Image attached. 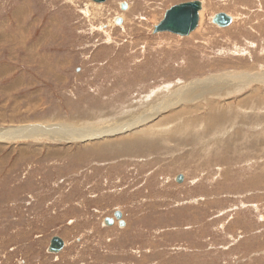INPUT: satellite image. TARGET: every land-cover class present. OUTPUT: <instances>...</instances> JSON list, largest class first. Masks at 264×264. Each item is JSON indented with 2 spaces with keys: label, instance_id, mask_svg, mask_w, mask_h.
<instances>
[{
  "label": "rangeland",
  "instance_id": "rangeland-1",
  "mask_svg": "<svg viewBox=\"0 0 264 264\" xmlns=\"http://www.w3.org/2000/svg\"><path fill=\"white\" fill-rule=\"evenodd\" d=\"M185 1L0 0V129L121 123L165 100L184 125L105 147L0 133V264H264V83L213 95L264 72V0H200L188 36L152 31ZM115 210L124 226H105Z\"/></svg>",
  "mask_w": 264,
  "mask_h": 264
},
{
  "label": "bare ground",
  "instance_id": "bare-ground-1",
  "mask_svg": "<svg viewBox=\"0 0 264 264\" xmlns=\"http://www.w3.org/2000/svg\"><path fill=\"white\" fill-rule=\"evenodd\" d=\"M93 1V0H92ZM189 1H193V0H189ZM200 1V0H199ZM105 2V1H104ZM185 2H187V1H185ZM201 2V1H200ZM95 3H98V2H95ZM100 3H103V2H100ZM180 3H182V2H180ZM178 4V3H177ZM121 5V4H120ZM175 5V4H174ZM173 6V5H172ZM171 7V6H170ZM169 7V8H170ZM168 9V8H167ZM166 9V10H167ZM120 10H123V9H121V7H120ZM125 10V9H124ZM165 10V11H166ZM203 11H204V7H203V3L201 2V7H200V9H199V11H198V16H199V19H200V21H199V19H198V24H199V22H201V20H202V18H201V14H203ZM218 13V12H217ZM164 14H165V12H164ZM164 14H163V16H164ZM216 14V13H215ZM215 14H213L212 16H211V22L213 23V21H212V19H213V16L215 15ZM229 15V14H228ZM229 16H231V15H229ZM117 17H119V16H116L115 18H114V22H115V20H116V18ZM231 18H232V22H233V17L231 16ZM232 22L229 24V25H227V26H230L231 24H232ZM116 23V22H115ZM158 23V22H157ZM156 23V24H157ZM213 24H215V23H213ZM215 25H217V24H215ZM154 26V25H153ZM198 26V25H197ZM197 26H196V28H197ZM203 26V25H202ZM218 26V25H217ZM218 27H221V26H218ZM226 27V26H225ZM195 28V29H196ZM195 29H193L190 33H192ZM159 33H161V32H159ZM189 33V34H190ZM189 34H187V35H184V36H188ZM176 35H178V34H176ZM178 36H181V35H178ZM254 72V71H253ZM258 72H260V71H258ZM221 79V78H220ZM224 79H229L230 81H228V82H226L227 83V87L225 88V89H223V87H222V89L220 90V87L221 86H215V87H213V88H215L216 90H217V92H218V94H213L214 92H216V90H212V91H210V95L211 94H213L215 97L216 96H218V97H224V98H226L227 99V97L228 98H233V97H240L239 99L240 100H242V99H244V96L246 97V95L247 94H249V95H252V97L257 93V91L260 89V87H259V83H261V82H263L264 83V72H262V73H258V75H251V74H248V73H246L244 76H242V77H240V76H235V77H227V78H224ZM203 80V79H202ZM197 81V80H196ZM221 81H224V80H221ZM221 81H219V82H221ZM198 82V81H197ZM200 82V81H199ZM248 82H256V84L258 85L257 87H253V86H251L250 84H247ZM205 83V82H204ZM194 84V83H193ZM202 84V83H201ZM219 84V83H218ZM188 85H189V83H188ZM196 85V84H195ZM200 85V84H199ZM204 86L205 85H207L206 83L205 84H203ZM195 87V86H194ZM205 88V87H204ZM212 88V89H213ZM202 89V88H201ZM208 89V88H207ZM219 89V90H218ZM247 89L249 90V89H251V91H248V92H245L244 94H241V92H243V91H247ZM198 91H200V90H198ZM208 91V90H207ZM226 91H228L226 94H224ZM253 91V92H252ZM177 92H178V90H177ZM252 92V93H251ZM198 93V92H197ZM208 94V93H207ZM225 95H227L226 97H225ZM258 95V94H257ZM209 96V95H208ZM263 96V95H262ZM261 96V97H262ZM217 97V98H218ZM187 98V99H186ZM189 98H191V96H190V94L189 93H186V94H183L182 93V96H181V98L179 99L180 101H179V103L180 102H182V101H184V100H189ZM194 98V97H193ZM172 98H170V100H171ZM195 100H198V99H196V98H194ZM218 99H220V98H218ZM237 99V98H236ZM257 99V98H256ZM261 99V98H260ZM163 100V99H162ZM203 100V99H202ZM207 100H208V97H207ZM206 100V101H207ZM221 100V99H220ZM219 100V101H220ZM247 100V99H246ZM253 100V99H252ZM193 101V100H192ZM209 101V100H208ZM210 101H211V99H210ZM209 101V102H210ZM226 102H227V104H230V106L232 105V99L230 100V99H227V100H225ZM224 101V102H225ZM228 101H231L230 103H228ZM250 101H251V99H250ZM254 101V100H253ZM263 102H264V100H262ZM164 102H167L166 100L165 101H163L162 103H164ZM175 102V101H174ZM208 102V103H209ZM246 102H248V101H246ZM162 103H160V104H158L156 107H154V105H153V109H151V111H149L150 113H148L147 115H145L144 116V118L142 117V118H140V117H136L135 119H130V120H124V121H122L121 123H117V122H115L114 124H113V122L112 123H109L110 121H107V122H105V123H103L102 124V122L101 121H96V122H94V123H90V125H82V124H79V125H73V126H61V127H56V128H53V129H51L50 127H48V126H43L42 124H37V125H35V124H32V125H27V126H23V127H20V128H16V127H11V128H9L8 127V129L7 128H2V129H0V133H4V135H2L1 136V134H0V136L2 137V138H12V137H16V136H18V137H24V138H27V136H29V135H31V134H33L34 135V137H35V139H37V138H39V139H41V136L43 137H45V138H53L54 140H58L59 141V139L56 137V136H53V135H51V133H52V131H54V132H56V133H58L59 134V138L61 139V140H63V138H65V139H67V138H69V139H79V141L80 142H82L83 144H87V143H89V142H93V143H91V145L89 144V146H93L96 142L99 144V146H103L102 144H100L99 142H98V140L101 138V137H103V136H105V135H112L113 137L112 138H109V142H108V140H106L105 139V144H109L110 142H112V141H114L115 139H116V141H128V142H133V141H137V139H139L137 142H139L140 140H142L143 141V139H149L150 137H159V135L162 133L163 135L164 134H167V133H172V130H174V128L175 129H177V128H183L184 127V125H181V124H174V120H176L177 118H179L180 116H178V113L177 112H172L173 110H170V105H167V104H162ZM189 103V102H188ZM191 103V102H190ZM214 103H215V101H214ZM222 103V102H221ZM250 104H251V102H250ZM180 104H177V107L179 106ZM197 105V104H196ZM206 105V104H205ZM204 105V106H205ZM222 105H226V104H222ZM233 105H234V103H233ZM211 106H213V105H211ZM219 106V105H218ZM225 107V106H224ZM189 108H190V106H189ZM202 108H203V105H202ZM201 108V109H202ZM208 108V107H207ZM210 108V107H209ZM214 108V107H213ZM226 108V107H225ZM233 108V107H232ZM238 108V107H237ZM196 109H198V107L196 108ZM200 109V110H201ZM216 109V108H215ZM229 110H230V108H228ZM233 109H235V108H233ZM183 108H179L178 109V111H181L182 112V114H188V112H183ZM185 110H187V109H185ZM190 110H193L192 108L190 109ZM199 110V109H198ZM210 110V109H209ZM193 111H196V110H193ZM207 111V110H206ZM165 112V113H164ZM169 112V113H168ZM226 112V111H225ZM230 111H228V113H229ZM162 113H164L163 115H162ZM210 113V112H209ZM223 113V112H222ZM203 114V113H202ZM205 114H206V112H205ZM226 113H224L223 115H225ZM141 115V114H140ZM193 115H196V113L194 114L193 113ZM198 115V114H197ZM139 116V115H138ZM159 116H161L158 120H155L154 119V117H159ZM189 116H191L192 117V115H189ZM208 116V115H207ZM221 116H222V114H221ZM188 117V116H187ZM195 117V119H196V116H194ZM216 117V116H215ZM156 118V119H157ZM201 118V117H200ZM187 119V118H186ZM197 119H199V118H197ZM202 119V118H201ZM92 120V119H91ZM94 120V119H93ZM98 120V119H97ZM100 120V119H99ZM162 120V121H161ZM193 120V119H192ZM200 120V119H199ZM203 120V119H202ZM161 121V122H160ZM173 122L172 123V125L170 126V125H168L170 122ZM194 121V120H193ZM158 122H160V126H159V129H158V131H156L155 130V127H157V125H158ZM197 122V121H196ZM205 122V121H204ZM141 125V126H140ZM193 126V125H192ZM211 126V125H210ZM5 129V130H4ZM205 129H206V127H205ZM205 129H204V132H205ZM211 129V128H210ZM2 130H4V132H2ZM188 130H189V128H188ZM188 132V131H187ZM208 132V131H207ZM20 133L22 134V135H20ZM188 133H190V130H189V132ZM187 133V134H188ZM78 134H83V135H78ZM161 134V135H162ZM185 135V134H184ZM191 136V135H190ZM192 136H193V134H192ZM0 137V138H1ZM165 137V136H164ZM160 138V137H159ZM162 138V137H161ZM224 138V137H223ZM52 139V140H53ZM211 139V138H210ZM258 139V138H257ZM7 140V139H6ZM5 140V141H6ZM42 140V139H41ZM40 140V141H41ZM95 140H97V141H95ZM151 140V139H150ZM4 141V140H3ZM74 141V140H73ZM178 141H180V140H178ZM183 141V140H182ZM260 141V140H259ZM258 141V142H259ZM70 142V141H69ZM74 142H76L77 143V141H74ZM64 143V142H63ZM68 143V142H67ZM148 143V142H147ZM217 143V142H216ZM215 143V144H216ZM13 144V143H12ZM104 144V145H105ZM88 146V145H87ZM86 146V147H87ZM154 146V145H153ZM173 146V145H172ZM103 147H105V146H103ZM147 147V146H146ZM151 147V145L149 146V148ZM156 147L158 148V146L156 145ZM156 147L155 148H153L152 147V149L154 150V149H156ZM96 148V147H95ZM172 148V147H171ZM101 149H102V147H101ZM139 149H141V148H139ZM139 149H138V151H139ZM146 149V148H145ZM153 150H151V151H153ZM159 150V149H158ZM129 151V150H128ZM143 151V150H142ZM157 151V150H156ZM95 152H96V150H95ZM251 170V169H250ZM175 181H176V178H175ZM177 182V181H176ZM121 214H122V212H121ZM108 217H111V216H108ZM113 223L112 224H114V222L115 221H117V223H118V219L117 218H115V216L113 215ZM103 224H104V220H103ZM111 224V225H112ZM105 225V224H104ZM105 226H110V225H105ZM119 226V225H118ZM121 227V226H120ZM47 252H50V251H48V249H47ZM50 253H58V252H50Z\"/></svg>",
  "mask_w": 264,
  "mask_h": 264
},
{
  "label": "water",
  "instance_id": "water-1",
  "mask_svg": "<svg viewBox=\"0 0 264 264\" xmlns=\"http://www.w3.org/2000/svg\"><path fill=\"white\" fill-rule=\"evenodd\" d=\"M94 2H104L106 0H93ZM121 9H126L127 4L122 2L120 5ZM201 7V2L199 0L187 1L175 4L168 8L165 11L163 18L153 26V32H172L174 34H178L181 36L189 34L193 29L198 25V11ZM213 23L218 26L225 27L232 22L231 16H229L225 12H218L213 16ZM115 22L117 24L122 23V18L117 17ZM183 180V176L179 174L176 177L177 182H181ZM115 218L118 219V225L124 226L125 221L122 219L121 210H115L113 212ZM113 223L112 217H105L104 224L111 225ZM64 240L58 236L54 235L51 237L49 241V245L47 247L50 252H59L64 246Z\"/></svg>",
  "mask_w": 264,
  "mask_h": 264
},
{
  "label": "flooded vegetation",
  "instance_id": "flooded-vegetation-1",
  "mask_svg": "<svg viewBox=\"0 0 264 264\" xmlns=\"http://www.w3.org/2000/svg\"><path fill=\"white\" fill-rule=\"evenodd\" d=\"M227 27V26H226ZM226 27H221V28H226ZM195 31V30H194ZM191 34V33H190Z\"/></svg>",
  "mask_w": 264,
  "mask_h": 264
}]
</instances>
